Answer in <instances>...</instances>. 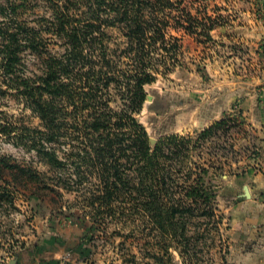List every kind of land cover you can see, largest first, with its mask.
Returning a JSON list of instances; mask_svg holds the SVG:
<instances>
[{"label": "trees", "instance_id": "obj_1", "mask_svg": "<svg viewBox=\"0 0 264 264\" xmlns=\"http://www.w3.org/2000/svg\"><path fill=\"white\" fill-rule=\"evenodd\" d=\"M176 1L0 2V136L42 166L0 153V208L15 207L19 193L40 203L55 194L54 204L74 194L73 204L87 210L77 218L90 221L88 239L125 224L155 264H211L198 253L216 245L222 216L214 179L228 163L206 159L202 147L244 122L224 116L193 135L151 143L137 118L145 86L179 64L173 31L199 41L216 27L206 8L204 23ZM10 104L17 113L3 109Z\"/></svg>", "mask_w": 264, "mask_h": 264}, {"label": "rangeland", "instance_id": "obj_2", "mask_svg": "<svg viewBox=\"0 0 264 264\" xmlns=\"http://www.w3.org/2000/svg\"><path fill=\"white\" fill-rule=\"evenodd\" d=\"M177 6L194 14L197 12L204 23L202 11L206 8L208 14L217 17L216 27L209 31L210 36L202 32L199 41L183 30L173 31L182 45L177 56L179 64L145 86L148 97L137 118L154 140L168 134L193 135L224 116L244 122L224 136L211 138L202 147L206 159H219L229 165H224L223 172L214 179L218 185V213L222 216L220 235L216 236V245L209 251L199 252L198 258L201 263L211 260V264H233L224 226V205L230 201L233 177L260 168L257 128L244 119L241 95L257 90L261 83L264 0H177ZM38 13L41 11L30 12L27 17L32 19ZM174 13L178 15L179 12ZM3 109L18 112V107L13 104L3 106ZM30 120L37 122L35 118ZM0 153L10 155L20 163L42 168L33 153L14 146L2 136ZM44 197V203L26 202L23 193H19L15 194V207L4 202L0 208L2 255L14 258L15 253L37 248L47 253V264H60L64 257L67 258L64 264H155L128 234L131 226L111 224L105 234L100 230V237L88 239L90 234L87 236L86 233L90 221L86 218L82 222L83 218H77L87 210L73 204L74 194L64 192V201L58 200L56 204L57 195ZM71 212L76 216L67 218ZM113 229H121L122 235L112 236ZM211 238L213 234H207L208 242ZM54 254H59L60 258H52ZM173 255L176 262L181 261L177 252Z\"/></svg>", "mask_w": 264, "mask_h": 264}, {"label": "crops", "instance_id": "obj_3", "mask_svg": "<svg viewBox=\"0 0 264 264\" xmlns=\"http://www.w3.org/2000/svg\"><path fill=\"white\" fill-rule=\"evenodd\" d=\"M257 87L241 95V111L244 119L257 128L260 168L233 177L230 201L224 205V226L233 264H264V70ZM46 254L37 248L18 253L14 258L0 253V264H9L12 259L16 260L15 264H47ZM52 258L58 259L60 255L54 254Z\"/></svg>", "mask_w": 264, "mask_h": 264}, {"label": "water", "instance_id": "obj_4", "mask_svg": "<svg viewBox=\"0 0 264 264\" xmlns=\"http://www.w3.org/2000/svg\"><path fill=\"white\" fill-rule=\"evenodd\" d=\"M155 140L150 137V142L153 143ZM16 260L12 259L9 264H15Z\"/></svg>", "mask_w": 264, "mask_h": 264}, {"label": "built area", "instance_id": "obj_5", "mask_svg": "<svg viewBox=\"0 0 264 264\" xmlns=\"http://www.w3.org/2000/svg\"><path fill=\"white\" fill-rule=\"evenodd\" d=\"M66 260H67V258L64 257V258L60 261V264H64Z\"/></svg>", "mask_w": 264, "mask_h": 264}]
</instances>
